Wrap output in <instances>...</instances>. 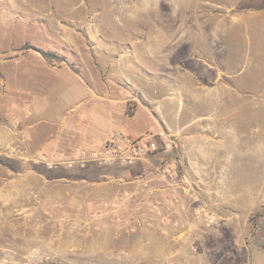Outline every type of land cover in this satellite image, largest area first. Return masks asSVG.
I'll list each match as a JSON object with an SVG mask.
<instances>
[{
	"label": "rangeland",
	"instance_id": "1",
	"mask_svg": "<svg viewBox=\"0 0 264 264\" xmlns=\"http://www.w3.org/2000/svg\"><path fill=\"white\" fill-rule=\"evenodd\" d=\"M238 3V8L231 9V5ZM250 5L238 0H0V123L12 128L22 118L24 109L33 111L38 119L52 120L51 110L39 114L40 106L52 108L51 104L59 102L60 106L66 105L73 113L59 114L58 119L52 120L55 124L50 121L35 127L38 147L44 134L50 139V134L59 132L56 131L60 127L59 119L68 116V127H82L73 116L79 114L89 120L96 105L106 106L111 102L118 113L125 115L127 129L144 133L139 137L152 136L159 147L156 153L131 166L86 163L82 168L67 171L47 170L29 160L16 162L0 156V168L7 164L16 167L14 172L30 168L41 175L40 179L37 176L35 196L30 197L35 200L32 209L35 223H28L20 210L0 209V264H103L101 258L92 254L94 245L98 244L93 243L95 237L85 235L81 242L72 231L77 219L111 223L119 217L120 224L125 218L143 214L144 209H135L140 204L145 208L144 216L154 218L151 208L157 202L165 214H170L176 200L184 205L193 202L189 205L192 210L204 207L195 213L202 218L212 206L218 213L222 210L221 214L235 215L239 227L249 215L252 230L264 229V96H242L233 91L232 96L221 100L218 94L207 93L205 85L223 68L224 82L230 90H236L238 69L248 67L254 58H261L264 50L255 49L246 39L250 33L233 28L229 21L236 11H244L247 6L249 9ZM195 22L203 24L201 30H195ZM25 44L36 50L55 51L65 62L49 65L33 50L20 55ZM213 60L226 63L203 65ZM196 80L201 89H194ZM250 87L248 82L244 85ZM219 104L223 109L218 114L215 106ZM197 106L201 111L204 106L208 111L213 109L208 114L212 118L221 115V127L228 135L238 124L246 125L248 141L241 151L244 158L238 161L237 168L227 170L228 176H221L218 171L223 168L217 159L221 140L218 134L212 137L215 141L208 152L211 160L198 162L201 170L213 169V176L196 177L189 171L188 129L180 135L173 132L181 125L188 126L199 115ZM241 106L245 107L244 111ZM256 106L258 111L254 109ZM128 107H133L130 118L126 115ZM147 118L152 119L147 121ZM219 121L211 122L215 126ZM162 122L170 131L161 132ZM201 126H205L204 121ZM74 137L71 140H79ZM61 151L68 152L33 149L31 155ZM140 162L143 163L139 164L138 176L125 171ZM116 167L125 169L116 170ZM166 167L172 169V178L162 176ZM104 173L125 175L129 178L124 184L127 187L119 189L114 183V190L95 187L93 184L104 179ZM131 177H135L133 181ZM224 183L238 192L225 198L227 194L219 191ZM205 184H213L216 192H205ZM189 185L197 192L185 193L182 188ZM130 186H138L141 191L134 192ZM171 188H178L173 200ZM231 195L235 196L233 203L240 207H223ZM249 199L257 208L246 207ZM22 200L16 198V202ZM114 202L120 205L112 209ZM2 212L4 216L11 214L4 217L3 227ZM98 213L102 217L98 218ZM182 227L186 228L187 224ZM259 239L262 236L256 240ZM81 243L82 256L74 249ZM67 248L73 249L65 251ZM247 257L248 253L246 262L250 264L252 257Z\"/></svg>",
	"mask_w": 264,
	"mask_h": 264
},
{
	"label": "crops",
	"instance_id": "2",
	"mask_svg": "<svg viewBox=\"0 0 264 264\" xmlns=\"http://www.w3.org/2000/svg\"><path fill=\"white\" fill-rule=\"evenodd\" d=\"M238 1L250 2L251 5L249 9L247 6L244 11H236L235 14L232 15L234 17L229 20L231 26L233 28L244 29L247 32L246 34L250 33L248 38H245L249 39L255 49L264 50V0ZM238 7L239 3L238 5H231V9ZM202 26L203 24L195 22V30L196 28L201 30ZM260 56L261 58H256V60L254 58L253 62H248V64H250L248 67L238 69L239 71L236 75V90H230L228 88L222 78L224 77L225 79L226 75L223 68H220L214 79L207 81L208 83L205 84L207 85L206 91H209L207 93L211 95L213 93L214 95L218 94L217 97L221 100L228 96H232L231 94H233V91L241 93L242 96H264L262 92L264 90V57H262L264 56V52L261 53ZM206 63L207 64L203 65H223L226 62L220 60L215 63L213 60ZM217 76L220 79H218ZM212 82L213 84H211ZM247 82L251 86L250 89L244 88ZM199 83L198 80L193 83L194 89H201L202 86H200ZM108 103L109 105L107 104L106 106L105 104H103V106L96 105L91 112V119L89 120H86L79 114L73 116L76 123L81 122L83 125L82 127H77V125H69L68 127V116H65L61 120L59 119L60 127L56 131L63 133V135L58 134L59 132L52 133L49 139L44 134L43 139L39 140L41 143H39L40 145L38 147L35 145L34 139L35 127L41 123H51L50 121L59 118V114L66 113L70 115L73 112H70L71 110L67 108L66 105L65 107L60 106V102L58 105L53 104L54 106L51 104L52 108L48 107V105L40 106L41 111L39 114L44 113L46 110L52 111V120H47L44 118L38 119L33 111L24 109V114L22 118H20L21 120L19 119L20 122L16 120L12 124V128L0 123V156L13 159L16 162H21L23 160L28 162V154L31 155L33 149H41L43 151L58 149L74 151L81 147H99L117 133L126 134L132 138H137L144 134L127 129L125 127V122L127 121L125 120V115L118 113L113 103ZM148 103L150 105L153 104L152 102ZM215 108L218 114L219 111L223 109L220 104L215 106ZM244 109L245 107L241 106V111H244ZM254 109L258 111L259 106H256ZM179 111H177L178 117L180 115ZM212 111L214 110L210 109V111H208L206 106H204L201 111V108L197 106V113H199V115H196L195 118L188 123V126L181 125V127L175 129V132L172 131L175 135H180L184 129H188V139H190L189 145H191L187 163L189 165V171L196 177L213 176V169L208 170V168H205L201 170L198 162L202 160H211L209 159L208 152L212 150L215 141L212 137L216 134L221 138L219 141V156L217 158L221 164H223V168L218 170L221 176H228L231 170L238 167V161L244 158V154L241 151L243 150L245 142L248 141L245 136L246 125L243 124L240 126L238 124L231 134L228 135V131L221 127V115H219L220 117L214 115L216 116L214 118L208 116ZM19 112L21 111L19 110ZM202 112L204 115L200 114ZM151 119L152 118H147V121ZM219 119L220 121L218 123L220 125L216 123L217 126H214V123L211 121H218ZM202 121H204L205 124L203 128L201 126ZM51 124H55V122L52 121ZM161 124L163 125V129L160 128L162 130L161 132L170 131L169 127L165 125L164 122ZM63 125L64 128H61ZM248 129L249 127L247 126V130ZM64 132L66 134H64ZM246 134L248 135L249 132ZM61 136L62 139H59ZM73 136L79 140H71ZM63 137L64 139L67 138V140L64 141ZM255 144L258 145V143ZM227 145H232L234 147L228 148L226 147ZM22 152L27 154L26 158L24 157L25 154L23 155ZM239 154H241V157H239ZM175 162H178V160ZM141 163L143 162L136 164L134 166L136 168L132 167L126 170L125 168L116 167L115 169L123 171L125 169V171L130 174L135 172L136 174L134 175L138 176L140 174L138 172L140 171L139 164ZM229 168L230 171H227ZM0 169V209L7 210L11 208L13 210L14 208L20 210L28 223L29 221L35 223V220H32L35 215V212L32 211V209H35V200L30 197L35 196L37 176L39 177L38 179H40L41 175H37L35 171L30 168L14 172V168L9 167L7 164ZM108 169L111 170L112 168ZM99 170L96 171L98 172ZM113 172L117 171L114 170ZM111 174L113 173H104V179L93 185L109 190H114L115 187L113 183L119 186V189L127 187L124 184L128 183L127 180H129V178L122 173V175ZM134 178L131 177L130 181H133ZM130 187L135 189L134 192L141 191V188L138 186ZM176 189L178 188H171L169 191L171 193L177 191ZM182 189L187 194L190 191L197 192L196 188L190 185ZM216 190H214L213 184H205L204 186V191L207 193L216 192ZM160 191H164V189ZM219 191L227 194L225 197L227 199L228 194L238 192L236 188L225 183L220 184ZM153 192H156V189H153ZM16 198L23 200L22 202H16ZM229 199L227 203L225 202L223 204L225 205L223 207L237 208L241 206L237 203H233L235 196L231 195ZM192 204L194 203L190 202L188 205H184L183 203L179 204L176 200L175 205L172 204L173 206L170 207L172 211L169 214L171 217L169 226L161 225L158 217L153 218L150 217V215H146L145 217V208L140 204L137 208L135 206V209L136 211L144 209L143 214L135 215L129 219L125 218L120 224L116 223L114 220H112L111 223H107L105 221L93 222L78 218L72 231H75L76 236L79 237L81 242H83L85 235L91 234V237H95L93 243L97 241L98 244L94 245L92 254L101 258L103 264H249L246 262L247 253L249 254V257H247L248 259L252 257L250 264H264V229L252 230L253 228L249 221V215L245 217L244 220L241 219L242 221L239 227L235 215H224L218 213L217 210H214V212L211 206L207 208L209 213H204V217L202 218L201 215H195V213L198 214V211L200 209L203 210L204 207L199 210L195 207L192 210L189 207V205ZM246 204V207L251 209L257 208L255 204L252 205L250 199ZM163 209L165 208L163 207ZM1 217H3L1 222V226L3 227L6 223L4 217L9 218L11 214H6V216H4L2 212ZM185 224H187V227L183 228L182 226ZM103 227L106 229H103ZM247 235L250 236L247 238ZM260 236H262V239L256 240ZM193 244L197 248V253H193L190 249ZM83 247V243H81L74 248L77 250L76 253H78V255H83ZM69 249L73 248H67L65 251H69Z\"/></svg>",
	"mask_w": 264,
	"mask_h": 264
},
{
	"label": "built area",
	"instance_id": "3",
	"mask_svg": "<svg viewBox=\"0 0 264 264\" xmlns=\"http://www.w3.org/2000/svg\"><path fill=\"white\" fill-rule=\"evenodd\" d=\"M158 145L152 136L132 138L126 134L117 133L110 137L99 147L88 148L81 147L74 151L59 152L56 154L40 153L29 155L28 160L36 164L43 165L47 170L63 168L70 170L76 167L82 168L86 163H95L97 165H112L115 163L131 166L136 162L150 156L158 151ZM163 177H173L172 169L166 167L162 170ZM172 200L176 198V191L171 192ZM171 201L170 203H172ZM120 202H114L112 209H115ZM151 211L158 217L163 226H169L171 217L165 214L157 202ZM98 218L102 217L101 213L96 214ZM120 218H116L117 223ZM191 251L197 253V248L191 245ZM202 264V263H199Z\"/></svg>",
	"mask_w": 264,
	"mask_h": 264
},
{
	"label": "trees",
	"instance_id": "4",
	"mask_svg": "<svg viewBox=\"0 0 264 264\" xmlns=\"http://www.w3.org/2000/svg\"><path fill=\"white\" fill-rule=\"evenodd\" d=\"M37 51L40 56L42 57V59L49 65L55 66L57 64L63 63L65 62L64 57L52 50H36L35 48H33L32 46H29L28 44H25L21 49H20V55H24L26 53H28L29 51ZM71 66L73 67L74 65L71 64ZM76 73H78L77 70L73 69ZM126 115L130 118L133 116V107H128L127 111H126ZM13 168L16 169L15 166H13ZM218 211V210H217ZM222 210H219V213H221ZM252 217L249 218V221H251Z\"/></svg>",
	"mask_w": 264,
	"mask_h": 264
}]
</instances>
